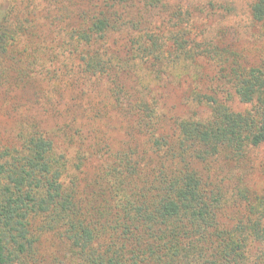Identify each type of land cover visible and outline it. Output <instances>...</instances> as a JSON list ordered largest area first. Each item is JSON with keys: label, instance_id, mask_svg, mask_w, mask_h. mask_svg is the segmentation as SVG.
Returning a JSON list of instances; mask_svg holds the SVG:
<instances>
[{"label": "trees", "instance_id": "16d2710c", "mask_svg": "<svg viewBox=\"0 0 264 264\" xmlns=\"http://www.w3.org/2000/svg\"><path fill=\"white\" fill-rule=\"evenodd\" d=\"M180 8L17 0L0 11V95L31 87L27 101L45 109L5 105L26 121L0 139V264H264V194L247 183L248 152L264 145V50L259 66L230 70L249 109L193 91L210 117H171L162 89L181 81L164 79L202 52L187 46ZM250 13L264 22V0Z\"/></svg>", "mask_w": 264, "mask_h": 264}, {"label": "rangeland", "instance_id": "374dc122", "mask_svg": "<svg viewBox=\"0 0 264 264\" xmlns=\"http://www.w3.org/2000/svg\"><path fill=\"white\" fill-rule=\"evenodd\" d=\"M29 1V0H28ZM254 0H173L178 8L181 7L184 17L190 20L188 25L187 46L195 50L199 45L202 52L198 56L183 55L177 62L173 77L164 81L171 82L162 89L164 111L174 118L208 119L212 114L210 104L198 103L194 100L193 91L203 96H215L226 103L234 112H243L249 105L240 102L228 81L232 67L241 65L242 68L257 67L261 64L264 50V22H254L250 7ZM17 0H0V11ZM21 2V0H19ZM39 8L44 5L39 2ZM187 11V14H186ZM189 13V14H188ZM46 30V29H45ZM0 95V139L6 141L8 132L17 125H22L26 117H11L7 112L13 106V101L19 100L21 109L33 110V117L45 118L44 106L34 107L27 100L34 93L31 87H17L12 96ZM17 121H14L16 120ZM48 123V122H47ZM51 126V124H48ZM113 142L116 144L123 136L115 129L111 131ZM3 134V135H1ZM250 164L254 161L257 167L248 173L247 183L264 194V145L251 149ZM248 169L245 170V172Z\"/></svg>", "mask_w": 264, "mask_h": 264}]
</instances>
